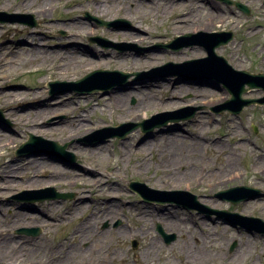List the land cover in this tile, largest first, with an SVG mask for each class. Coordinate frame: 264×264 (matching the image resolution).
Segmentation results:
<instances>
[{"label": "rangeland", "instance_id": "1", "mask_svg": "<svg viewBox=\"0 0 264 264\" xmlns=\"http://www.w3.org/2000/svg\"><path fill=\"white\" fill-rule=\"evenodd\" d=\"M97 1L100 0H0V110L3 115L0 133L6 135L5 146L0 149V153H4L0 163L7 160L23 166L22 173L13 181L0 182V229L13 232L21 242L36 244L34 247L23 244L22 255L17 259L40 264L79 263L83 253L78 251L80 234L76 230L78 225L79 228L89 225L90 238L82 244L87 247V256L93 253L94 246L98 251L101 246L112 243V248L129 260H143V264H187L204 256L214 259L212 264H264V244L258 242V238H264V232L260 230L264 224L248 218H231L223 213L198 212L188 209L190 197L185 200L181 195L177 200L184 201H171L159 194L187 190L208 208L235 211L264 221V102H254L239 113L222 109L234 105L228 102L231 94L222 81L203 75L199 68L168 65L170 62L181 64L201 60L207 56L204 46L194 43L176 49L164 45L184 35H193L191 38L200 41L202 33L232 31L234 39L217 47L216 53L227 58L236 69L264 73V0H239L249 7V14L220 0H129L121 6L107 0L111 4L107 3L100 12L94 8ZM86 12L108 20L110 24L90 20ZM30 15L34 16L36 26L19 22L31 20ZM207 17L213 18L209 26H205ZM66 18L91 22L99 29L95 35L86 36V43L78 50L79 56L87 62L68 61L70 53H66V44L61 42L76 30L67 28ZM193 25H199V30L190 32L184 28ZM119 32L131 33L134 39L141 41H131L129 36L124 37ZM110 42L119 46L110 45ZM95 46L100 49V56H92L90 49ZM60 49L65 59L56 58L54 52ZM116 53H121L119 58L122 53L123 56L131 55L128 57L130 62L150 54H157L160 60L147 66L130 67L120 64L121 60L114 57ZM33 55L39 58L32 65L21 64ZM4 57L13 63L7 64ZM91 58L95 63L91 64ZM211 65L212 62L210 68ZM175 68L186 69L179 76L171 74ZM97 69L120 70L130 76L124 80L115 75L108 80L112 83L109 88H100L94 93H90L92 84L83 81L82 91H77L74 83ZM49 81L60 83L53 93L48 87ZM126 90L130 91L126 93L130 94L128 106L131 108H136L142 99L149 103L124 116L126 107L120 112V107L116 108L112 103L111 94ZM36 91H42L44 95L33 97ZM243 97L263 99L264 88L249 87ZM43 101L51 110L48 107L35 121L39 126H45L40 127V131L24 129L19 124L20 115L41 111ZM70 103L80 106L84 116L106 121H88L86 127L90 130L77 136L57 132V128L67 127L69 123L66 111L60 107L56 110L55 106ZM193 109H196L195 113L184 118ZM150 120L154 122L148 126L153 127L141 129L138 123ZM128 129L131 131L122 138L114 137ZM168 131L172 132L174 141L185 146V154L177 161L161 155L164 151L161 143L152 150L144 145L148 140L156 142L158 134ZM29 134L58 141L68 154L53 155L49 152L51 149L42 144L17 153ZM92 149H97L98 153L92 155ZM233 149L240 151L234 156L240 169L238 175L227 172L219 174L221 179H211L210 173L218 171L220 163L226 162ZM70 154L74 155L72 160H69ZM49 158L55 160L61 170L68 169L80 176L79 179L64 177L55 181L44 177L37 185L26 182L28 178L24 176L38 166L25 164L36 159L47 162ZM180 162L186 168L195 166L196 171L192 175L186 171L182 181L180 174L177 181V174L171 175L175 171L165 174V170ZM207 173L208 177H203ZM131 181H140L148 187L150 191L143 194L149 201L138 195L142 191L131 185ZM81 182L88 186L84 191L79 188ZM240 185L260 189L261 195L253 197L256 193L250 190L239 191L236 195L229 193L247 198L237 204L219 195L222 190ZM48 187L61 193H73V197L40 201V196L46 195L43 190ZM32 190L41 192L31 193L25 201L14 198L23 191ZM121 193V199H118ZM49 202L53 206L46 204ZM112 203H116L113 210L118 215L109 219L104 211L112 208ZM166 207H171L173 213L163 215ZM17 209L35 222L28 225L17 220ZM42 212L47 216L43 217ZM35 215L38 216L32 217ZM85 219L91 220L90 223L82 224ZM166 219L174 220V223L168 224ZM176 219L183 220L181 226L176 225ZM158 223L167 233H176L169 243L157 231ZM122 225L125 230L120 235L116 229ZM28 227H39L41 231L37 236L17 232ZM109 229L111 233L107 237L110 240L106 237L101 244L94 243L90 247L96 233ZM194 237L199 241L194 242ZM134 240L138 242L137 247H133ZM232 245H235L233 249ZM58 249L61 252L53 261L46 259L49 250L56 252Z\"/></svg>", "mask_w": 264, "mask_h": 264}, {"label": "bare ground", "instance_id": "2", "mask_svg": "<svg viewBox=\"0 0 264 264\" xmlns=\"http://www.w3.org/2000/svg\"><path fill=\"white\" fill-rule=\"evenodd\" d=\"M103 2L104 5H103ZM129 2V0H113L114 3H117L119 4L120 6L124 3ZM109 3L111 4L109 1L107 0H100V1H97L95 2V5H94V8L96 11L100 12L102 11V8L104 6H106V4ZM67 21H68V25L67 28L69 29H75L76 31L75 32H70V35H68L65 39L62 40L61 43H65L66 47L64 48H67L66 49V53L69 54L70 53V57L68 58V61L69 62H72V61H79L80 63L85 61L87 62V59L83 58V57H80L79 53H78V50L80 49V45H83V43H86L85 41V38L86 36L88 35H95L99 29L97 27H94L93 24H90L91 22H85V21H80V20H74V19H70V18H66ZM70 19V20H69ZM207 21V24L205 26H209L213 23V18H206L205 19ZM65 24V23H64ZM185 30H188L190 32H196L199 30V25H193L191 27H184ZM207 28V27H206ZM176 29H181L180 27H176ZM34 31V30H32ZM30 36L33 35L32 32L29 33ZM119 34L123 35L124 37L125 36H129L131 39V41H136V40H140L141 39H134L132 37L133 34L131 33H128V32H119ZM33 43V42H31ZM100 45V44H99ZM83 47V46H82ZM98 46H95V47H92V49H90V51L93 52L92 56L93 57H97V56H100L99 54V48H97ZM63 49V48H62ZM109 52V56H112L111 55V52ZM56 58H62V59H65V56H63L64 54H62V51L60 49V51L58 50L57 52H54ZM102 54V53H101ZM120 54L121 53H116L114 54V57L120 59L121 61L119 62L120 64H127L129 65L130 67L131 66H147L151 63H154V62H158V55L157 54H150V55H146V56H140V57H143L142 59L143 60H139L140 57H137L139 58L138 60L137 59H134L132 62L129 61L128 57H130L131 55L129 54H125L123 56L124 53H122V56L121 58L120 57ZM39 58L38 55H33L31 56L30 58H27L25 59L21 64H25V65H32L33 62L37 61ZM3 60L6 61V63H13L12 60H6V57L3 58ZM45 60V59H43ZM89 61V60H88ZM91 64L92 63H95L92 61V58H91ZM142 86L144 85L145 86V83H142L141 84ZM126 92H130L129 90H126V91H119V92H115L113 94H111V97H112V103L115 105V107H120L119 108V111H123V108L126 107L125 109V113H124V116L128 115V114H131L132 112H135L136 109L138 108H142L145 106L146 103H149V100L147 99H142L139 101L138 105H136L137 107L136 108H131L130 106H128V99H129V96L130 94H127ZM29 94L27 95H30V92H28ZM44 95V92L40 91V92H35L33 93V97H41ZM39 102V101H37ZM44 102V101H43ZM41 103V111H37V112H28V113H23L21 114L20 116V119H19V124L21 126L24 127V129H28V128H33L34 130L36 131H40L39 128L42 127V126H45L43 124H41L39 126V123L37 124L35 120H38V118L41 117V115L46 112L48 110V107L49 109L51 110V107L47 104L44 103ZM44 104V106H42ZM72 103L68 104V105H57L55 106L56 107V110H57V107H60L62 110L66 111V113L68 114V123H69V126L67 127H64L63 126H60L59 128L56 129L57 132H60V133H63V132H66L69 134V136H77L78 134L82 133V132H85L87 130H90L89 127H86L88 126L87 122H92V123H98L99 121H106L104 118H101V120L99 118H91L89 115L87 116H84L82 114V108L80 106H77V105H71ZM53 107V106H52ZM55 107H53L52 109L54 110ZM43 108V109H42ZM59 109V110H61ZM18 111H22V110H18ZM43 116V115H42ZM172 132L168 131L167 133H164V134H158L159 136V139L156 141V142H151L150 143V140H148L146 143L144 142V145L152 150L156 144H159L161 143L162 144V147L164 149V151L161 153V155L163 156H166V157H169V158H174L175 161H177L180 157H182L184 154H185V151H184V144L180 143V141L176 140L174 141L173 139V135H170ZM174 134V133H173ZM5 142H6V135L4 133H0V149H3V147L5 146ZM237 149H233L232 152H231V155L230 157L226 160V162H221L219 167L217 168L218 171L215 173V172H212L210 173V178H219L221 179V177H218L219 174H228V173H232L234 174V176H237L238 173L240 172V169L238 167V163L237 161L234 159V156H236V153L237 152H240L239 150L238 151H235ZM90 153L93 155V154H97V149H92L90 151ZM0 156H4V153L1 152L0 153ZM175 163L173 162V165ZM31 166V167H35L36 165L38 166V169L36 170H32L30 171L29 173H27L24 177L28 178V181L26 182H29L31 185H37L39 183L42 182V180H44L43 178L44 177H47L51 180H59L61 178H69V179H73V178H78L80 176H77V174H73L70 173L68 169H64V170H61V168L59 167L58 163H56L55 160H52L51 158H49V161L47 162H40L39 160H35L34 162H31V163H27L25 164V166ZM141 165V164H140ZM23 166H19L17 163L15 162H11V161H3L0 163V182L1 183H8V182H11L13 181L16 176H19L20 173H22V168ZM45 167H48V168H45ZM171 172V171H175L173 172L171 175H174V174H177L178 178H177V181H179V176L180 174L182 175L180 177V181H182L183 177L186 175L185 172L187 171L188 172V175H192L194 174V172L196 171V168L195 166H190V167H185L184 163L183 162H180V163H177L174 168H168L165 170V174H167L168 172ZM182 172V173H181ZM228 172V173H227ZM202 174H203V170H202ZM74 175V176H72ZM203 177H208V173L203 175ZM81 185L79 188L81 191H84V189H86L88 186L83 182H81ZM122 193L119 195L118 199H121ZM112 198V197H109V199ZM46 204H50L49 206H53V204H51V202L49 203H46ZM113 207L112 208H109L108 210H105V214L106 216L111 219L113 218V216H116L118 215V213L116 211H114V207H116V203H112L111 204ZM22 207H25V206H22ZM17 211V214H16V219L17 220H21V221H24L26 224H33L35 222V220H29L28 218H26L27 216L23 215L21 213V211L19 209L16 210ZM163 212V215H169V214H172L173 211L171 210V207H166V209ZM34 213H28V215H32ZM41 214H43V217L47 216L45 214V212H42ZM38 215H35V216H32V217H36ZM42 217V216H40ZM139 218H141V216H138ZM91 220H88V219H85L83 221L82 224H89ZM176 221L178 222L176 225H180L181 226V221L183 220H179V219H176ZM166 222H168V224H172L174 223V220H169V219H166ZM91 229V227L89 225H83L82 228H79V225L77 227V230H76V233L80 234V236L78 237V245H80L81 247L78 248V251L83 253L82 255L80 254V256L83 257V259L81 261H79V263L77 262L76 264H133L134 261L136 262L135 264H143V260H138V259H135L134 261L132 260H129L127 257H125V254L123 253H120L117 249L115 250L114 248H112V243H109V245H103L101 246L98 251H97V248L93 245L94 243H96L97 245L101 244V242H103L107 235L111 233L110 229L109 230H104V231H101L99 233H96L95 235V239H92L90 241V247L91 246H94V250H92L93 253H91L90 256H87V247H84L82 246V244L84 243V241H86L88 238H90L89 234V230ZM117 232L118 234L120 233H124V230H125V227L122 225L120 227H118L117 229ZM92 233V232H91ZM19 237H22V236H19ZM16 236H14L13 232L11 231H8V230H2L0 229V264H40V262H34V261H31V260H18L17 257L21 256L22 255V246L23 244L25 243H28L30 246L34 247V245L36 244H32V242H21L20 238H18ZM108 240H110L108 237H107ZM198 242L199 241V238L198 237H194V242ZM193 242V241H192ZM258 242H261L264 244V238L263 237H260L258 238ZM90 247L88 249H90ZM60 248L61 249H65V246L64 245H60ZM61 249H58V251L56 252H53L51 250L48 251V255L46 257L47 260H54L55 257L61 252ZM17 250V251H16ZM87 250V251H86ZM86 251V252H85ZM79 254V253H78ZM25 258V257H24ZM206 257L204 256L203 258L201 259H198L197 261L195 262H187V264H212L215 260L214 259H205ZM87 262V263H86ZM236 261L234 260V263ZM56 264V263H55ZM172 264H175V263H172Z\"/></svg>", "mask_w": 264, "mask_h": 264}, {"label": "water", "instance_id": "3", "mask_svg": "<svg viewBox=\"0 0 264 264\" xmlns=\"http://www.w3.org/2000/svg\"><path fill=\"white\" fill-rule=\"evenodd\" d=\"M223 1L228 2V3H232L231 0H223ZM236 4L239 5L246 12L248 11L246 6H244L240 3H236ZM104 23H106L107 25L110 24V22H104ZM202 35H203V39H201L202 41L192 39L190 37L191 35H184L183 37L176 39V41L173 43L172 47L179 49L183 46L198 43V44H201L205 47V49L208 53V56L206 58H203L201 60L198 59V60L187 61V62L181 63V64L169 63L168 65L174 66V67H176V66L177 67H182V66L195 67L193 69L199 68V72H201L203 75H206L208 77H215L218 80L222 81L225 84V86L229 89L231 96H232L228 102H231L235 105V106L233 105L234 107L229 105V107H223L222 109L226 108L233 113H239L244 108V106H246V105H249L253 102H264V98L263 99H244L242 97V94L248 90L245 87L246 84H248L250 88L259 87V86L264 87V74L263 73L251 74L247 70H236L235 68H233L228 63L227 59L224 56L218 55L216 53L217 47H219L220 45L227 44L230 40H232L233 33L232 32H217V33H202ZM210 62H212L211 68L209 67ZM180 72H181L180 70L172 71V73H180ZM104 73L106 75H114V74L122 75V76H124L125 79L130 76L129 73H124V72H120V71L101 70L100 69V70H96V71L89 73L88 75L83 77V79L79 80L76 84H81L83 81H88L89 83L92 84V86H93L92 88L107 87L106 84H99V82H101L102 77H104L102 75H105ZM50 85H52V83ZM219 110L220 109H218L217 111H219ZM195 111H196V109H193L192 112L190 114H188L187 117H184V118H189L190 116H192L195 113ZM129 131H131V129H128L125 133H123V135H125ZM36 140H44V139L42 137H38V136H35L33 134H30V141L29 142L32 143ZM44 142H47L53 146V152L55 154H64L65 146H61L57 141L44 140ZM71 156H73V155H71ZM132 185L135 186L136 188L138 186V189H142V190L147 188L145 184L139 183V182H133ZM48 190H52L53 194L47 193L49 195L40 196L41 200H43L45 198H56V197L66 198V196H68L65 194L55 192L53 188L45 189V190H43V192L44 191L48 192ZM244 190L254 191L256 194L255 195L253 194L254 195V196L252 195L253 197L261 195L260 189L249 187V186L233 187V188L228 189V190L220 191L219 195H223L225 199H228L233 203H238L239 201L247 199V198L243 195L230 196L229 193L233 192V194L236 195L237 192L244 191ZM37 192H41V191H37ZM161 193L172 194L174 196H177V195L189 196L191 198L192 203H191V205H188L187 207L197 209L199 212L210 211L212 213H215V212L223 213V214H226L228 216H231V218H242L244 220H246V218H248V219L257 220V221L261 222L262 224H264V221L260 218H257V217H245V216H242V215L235 213V212H229L226 210L216 211L215 209L208 208L207 206H205L204 204H201L197 200L196 195H194L188 191L182 190V191L161 192ZM140 195H142L143 197H146L145 194H143L142 192H140ZM252 196H250V197H252ZM159 230L164 235L167 242H170L171 240H173L175 238V235L166 234L160 225H159ZM260 230L264 232V228H262ZM23 231L26 233H29V234H34V235H37L39 233V229H36V230L35 229H23Z\"/></svg>", "mask_w": 264, "mask_h": 264}]
</instances>
